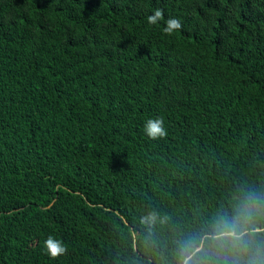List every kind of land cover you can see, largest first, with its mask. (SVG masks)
<instances>
[{"label":"trees","instance_id":"16d2710c","mask_svg":"<svg viewBox=\"0 0 264 264\" xmlns=\"http://www.w3.org/2000/svg\"><path fill=\"white\" fill-rule=\"evenodd\" d=\"M248 193L264 229V0H0V264H177Z\"/></svg>","mask_w":264,"mask_h":264},{"label":"clouds","instance_id":"9594fccd","mask_svg":"<svg viewBox=\"0 0 264 264\" xmlns=\"http://www.w3.org/2000/svg\"><path fill=\"white\" fill-rule=\"evenodd\" d=\"M163 18V11L154 10L147 17L150 25H156ZM163 31L171 34L181 28L178 19L169 18L165 22ZM144 132L150 139L162 138L167 135L163 118L148 119L144 124ZM231 214L220 213L213 220L210 227L200 233L184 236L176 241L177 264H239V260H233L230 254L239 256L247 252L252 240V234L264 229H252L250 232L246 223L251 221L257 208L256 197L248 193L243 198H237ZM167 217L158 218L155 212L141 217V224L151 230L159 221L165 223ZM42 251L50 259L56 260L67 253V245L60 239L48 236L43 243ZM249 264H264L252 260Z\"/></svg>","mask_w":264,"mask_h":264}]
</instances>
